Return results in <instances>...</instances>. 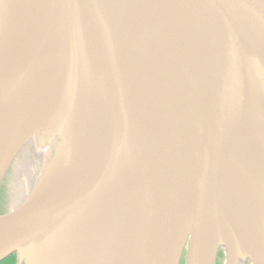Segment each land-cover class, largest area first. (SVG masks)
Wrapping results in <instances>:
<instances>
[{
	"label": "water",
	"instance_id": "1",
	"mask_svg": "<svg viewBox=\"0 0 264 264\" xmlns=\"http://www.w3.org/2000/svg\"><path fill=\"white\" fill-rule=\"evenodd\" d=\"M6 1L0 182L55 89L76 131L50 191L0 216V262L75 264L78 227L87 264H231L223 221L264 264V171L239 146L248 124L264 153V0Z\"/></svg>",
	"mask_w": 264,
	"mask_h": 264
},
{
	"label": "bare ground",
	"instance_id": "2",
	"mask_svg": "<svg viewBox=\"0 0 264 264\" xmlns=\"http://www.w3.org/2000/svg\"><path fill=\"white\" fill-rule=\"evenodd\" d=\"M6 2V0H0V61L6 59L8 50H11L13 47V41L8 36L10 28H8L9 26L7 27L6 19H8L10 22L11 17L6 15V11H8L5 8L7 4ZM53 95L54 96L51 102L48 104V109L45 111L46 113L36 126V130H41L40 135L42 137L45 136V152H43V156L41 158L36 159L35 163L30 169V176L37 182L38 187L36 192L50 191V189L48 190V187L51 185L48 184L50 182L47 180H50L51 173L55 175L54 173L58 174L59 172H62L64 147L65 145H71V135H74V132L76 131V124L74 123L73 125L71 122V112L68 103L66 104L64 102L65 92L60 87L58 90H54ZM13 99L14 97L7 101L5 99L0 101V119H2L3 116L6 117V115L11 116V114H13V112L16 110L17 102L11 104ZM6 122L8 123L7 128H10L11 122ZM239 146L248 155V161L252 167H255L259 172L262 173L264 171V153L260 148L255 135L253 134L252 128L248 124L244 125ZM56 155H58V158H56ZM51 189H53V187ZM16 203L18 202L16 201L14 204ZM19 207L20 206H16V208H13L3 215L13 212ZM96 209L85 216L84 224H86L85 222H89L90 225L94 224L95 215L93 213L96 211ZM80 223L81 221L78 222L79 226ZM96 224L97 221L93 225V229H95L94 227ZM74 229L79 228L75 227L73 229L71 228V230L68 229L61 236L59 235L58 239L67 238L68 244H66L65 247L69 250L68 252L70 254V261L75 262V264H87V262H84L87 260L86 258H79L80 255L78 254L81 252V250H76L78 242L73 241L72 236L75 232H77V230ZM216 242L229 248V251L233 256L231 264H242L241 255L239 254V251H237L238 242L230 232L229 227L226 226L225 222L223 221H220L218 225Z\"/></svg>",
	"mask_w": 264,
	"mask_h": 264
},
{
	"label": "rangeland",
	"instance_id": "3",
	"mask_svg": "<svg viewBox=\"0 0 264 264\" xmlns=\"http://www.w3.org/2000/svg\"><path fill=\"white\" fill-rule=\"evenodd\" d=\"M38 133V135L29 139L9 167L5 178L0 182V215L24 203L37 186L36 180L30 176V169L36 159L41 158L43 152H45V136L40 135L41 131H38ZM16 201L18 203L14 204ZM224 255V251H218L216 264H223ZM184 260L185 255L183 254L179 264H185ZM0 264H11V262L5 260ZM242 264L251 263L244 258Z\"/></svg>",
	"mask_w": 264,
	"mask_h": 264
},
{
	"label": "flooded vegetation",
	"instance_id": "4",
	"mask_svg": "<svg viewBox=\"0 0 264 264\" xmlns=\"http://www.w3.org/2000/svg\"><path fill=\"white\" fill-rule=\"evenodd\" d=\"M6 260L10 261L11 264H19L18 260H17V258L15 256L14 257H10V258H8Z\"/></svg>",
	"mask_w": 264,
	"mask_h": 264
}]
</instances>
